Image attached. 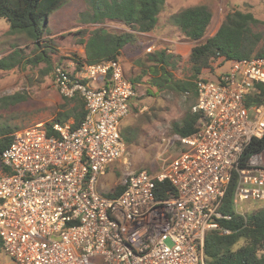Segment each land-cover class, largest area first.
Here are the masks:
<instances>
[{"label":"built area","instance_id":"1","mask_svg":"<svg viewBox=\"0 0 264 264\" xmlns=\"http://www.w3.org/2000/svg\"><path fill=\"white\" fill-rule=\"evenodd\" d=\"M71 64L54 66L51 81L62 96L84 99L80 123L52 122L56 135L45 122L15 129L0 154L2 251L14 264H205L206 232H229L219 220L232 217L220 210L231 180L234 214L246 217L241 201L264 202V147L243 159L264 136V100L251 97L264 85V55L199 77L192 109L202 118L178 137L184 149L155 174L128 172L116 196L96 183L126 156L120 124L135 84L120 59ZM163 181L174 191L158 196Z\"/></svg>","mask_w":264,"mask_h":264},{"label":"rangeland","instance_id":"2","mask_svg":"<svg viewBox=\"0 0 264 264\" xmlns=\"http://www.w3.org/2000/svg\"><path fill=\"white\" fill-rule=\"evenodd\" d=\"M195 4L206 5L212 13L204 39L216 31L226 13L233 8L251 11L255 17L264 20V0L165 1L157 15L155 28L145 33H136L135 39L122 48L119 59L125 75L135 84L136 93L127 116L120 124V133L126 142V156L120 162L110 163L106 172L99 175L96 183L99 193H112L128 172L140 169H145L150 174L159 172L164 159L172 158L184 149L178 141V135L174 133L173 123L181 120L188 109L192 110L195 98L191 94L157 90L152 86L149 66L153 61L148 59V54L167 48V52L175 56V78L185 79L190 75L187 49L183 53L182 46L174 48L173 44H183L185 36L170 20V16L186 6ZM89 12L88 0H67L49 14L46 22L43 21L46 24L43 37L48 38L47 43L51 46L46 49L52 50L47 52L50 66L45 61L38 60L39 50L42 48H37L18 33H9L8 22L0 18V58L12 62L8 56L15 49L21 56L19 62L13 61L15 65L12 67L0 68V98L8 97L0 101V134L6 128L13 131L36 122L49 123L58 113H66L74 102L64 98L54 88L51 81L54 66L65 65L70 68L71 63L79 62V59L84 60L81 40L87 38L88 33L95 27L103 26L110 32L130 30L118 20L91 22ZM252 28L262 32L264 24L257 23ZM230 61L217 58L211 63V67L203 69L200 77L215 79L227 69ZM252 114L253 111H249V116ZM68 120L74 121L71 117ZM3 172L0 162V173ZM263 205L262 201H241L238 208L248 214ZM0 264L14 262L2 251Z\"/></svg>","mask_w":264,"mask_h":264},{"label":"trees","instance_id":"3","mask_svg":"<svg viewBox=\"0 0 264 264\" xmlns=\"http://www.w3.org/2000/svg\"><path fill=\"white\" fill-rule=\"evenodd\" d=\"M67 0H0V18L8 22L9 33H18L32 42L39 50L38 60L45 61L50 66V57L47 52L52 50L47 43L45 33L46 18L58 9ZM166 0H88L90 6L89 19L94 23H101L104 19L118 20L130 30L110 32L103 26L92 29L87 38L81 40L84 47L86 63H97L103 60L119 59L122 48L135 39L136 33H145L155 28L157 15L163 8ZM212 13L204 4L186 6L170 16V20L181 30L183 35L194 43L188 54L190 75L185 79H177L173 74L175 56L162 48L155 53H149L148 59L153 61L149 66L151 85L157 90H169L176 93L197 96L196 80L204 68L211 67L217 58L224 61L264 55V31H255L252 27L263 23L251 11L231 9L224 16L216 31L204 39V33L211 22ZM45 22L43 23V21ZM84 33L83 31H81ZM50 39V38H49ZM44 48V49H43ZM15 49L8 57L0 58V68H10L19 62L21 56ZM18 56V58H17ZM172 59V61H170ZM14 61V62H13ZM132 80V79H130ZM260 93L251 96L257 103L264 100V85L256 84ZM136 88V86H135ZM8 97L0 98L5 99ZM70 99L74 102L66 113H58L51 122L46 123L48 133H56L51 129V123L64 122L73 118V126H77L83 119L86 109L85 101L80 95ZM251 99V98H250ZM194 101V102H195ZM249 101V98H248ZM66 106V104H65ZM202 113L188 109L181 120L173 123L177 137L192 133L200 124ZM12 131L8 128L0 134V154L9 144ZM124 139V138H123ZM125 140V139H124ZM264 147V136L253 139L245 150L243 159L250 153ZM4 172H8L6 167ZM234 179L231 180L224 195L221 212L232 214L231 219H221L219 224L228 229V233L219 230L206 232L204 238L205 264H264V206L257 208L242 217L233 213L231 194ZM122 183L114 188L109 196H116L122 191ZM166 191L174 189L168 181L158 182L156 194L163 196ZM2 241L0 238V253Z\"/></svg>","mask_w":264,"mask_h":264},{"label":"crops","instance_id":"4","mask_svg":"<svg viewBox=\"0 0 264 264\" xmlns=\"http://www.w3.org/2000/svg\"><path fill=\"white\" fill-rule=\"evenodd\" d=\"M219 24H218V26H219ZM183 42H184L183 44H179V43L174 42L173 43L174 44V48H179V47L181 48V46H182L184 48L183 49V53H185L186 49H187V53L189 54V51H190V49H191V47H192L194 42L192 40H190L189 38H187V37L183 38ZM175 43H176V45H175ZM176 46H178V47H176Z\"/></svg>","mask_w":264,"mask_h":264},{"label":"water","instance_id":"5","mask_svg":"<svg viewBox=\"0 0 264 264\" xmlns=\"http://www.w3.org/2000/svg\"><path fill=\"white\" fill-rule=\"evenodd\" d=\"M109 78V76H107Z\"/></svg>","mask_w":264,"mask_h":264}]
</instances>
